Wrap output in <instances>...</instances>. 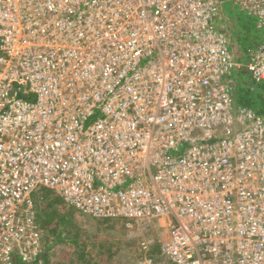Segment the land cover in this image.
Masks as SVG:
<instances>
[{
    "label": "built area",
    "instance_id": "1",
    "mask_svg": "<svg viewBox=\"0 0 264 264\" xmlns=\"http://www.w3.org/2000/svg\"><path fill=\"white\" fill-rule=\"evenodd\" d=\"M230 1L263 31L245 63L220 0H0V264L42 251V188L123 220L136 264H264V117L235 96L264 0Z\"/></svg>",
    "mask_w": 264,
    "mask_h": 264
},
{
    "label": "trees",
    "instance_id": "2",
    "mask_svg": "<svg viewBox=\"0 0 264 264\" xmlns=\"http://www.w3.org/2000/svg\"><path fill=\"white\" fill-rule=\"evenodd\" d=\"M221 1V4L223 5V1ZM235 6H238L235 4ZM223 7V6H222ZM222 7L220 10H222ZM219 18H215L217 21ZM220 19H222V16H220ZM219 19V20H220ZM235 23L229 21V26H234ZM257 31L256 37H247V34L244 33L243 35L238 36L239 44L236 42L234 44L235 51L240 55V59L243 57H247V53L249 54L252 49L256 47L257 44L262 40L263 31L260 28H257V24L255 23ZM261 36V39L259 38ZM237 38V36H236ZM245 46V49L242 47ZM242 50V51H240ZM244 50V51H243ZM246 69L240 70L236 73V78L238 79L235 96L237 98V104L239 106H248L253 108L257 113L262 115L264 117V81L262 82H255L252 78L249 77V80H245L244 72ZM248 73V72H247ZM253 81L260 86V89L256 92L257 95V102L259 104L254 103L252 104V101L248 99L245 95V91L247 88H249L247 85L248 83ZM247 93V91H246ZM50 191H45V197L47 198V204L44 205V202L42 200V209H41V218L40 225L44 228V235L42 239V251L37 254V257L34 261H32V264H35L38 262L39 259H42V261L45 264H60L62 263V259L64 257V254H67V258H69V261H71L69 264L75 263V254L77 255V258H84L88 264H105L106 261H108L109 255H112V253L107 249L106 245L104 244V241L100 243L99 252L95 255H90L91 257L86 258V253L90 251L91 249H94V247L90 248L89 244H80L78 241V234L74 233L72 235V231H67L66 228H63L62 225L67 222V220L70 217V213H77L81 215V212L78 211L73 206L67 204L64 202V209H66L65 212L59 213V211H54L57 208H59L62 205L63 199L59 197L56 193L55 195H50ZM56 208V209H53ZM43 213H45V216H43ZM59 213V214H58ZM119 221L121 222L122 226H124V222L121 219H113V221ZM112 221V220H109ZM72 235V236H71ZM108 242V241H107ZM74 245L75 247H70V245ZM64 244H67L68 246H65ZM139 246V245H138ZM57 249V250H56ZM155 249H158L157 247ZM139 250V248H138ZM109 251V252H108ZM55 255V257H53ZM76 258V259H77ZM138 259H135V262ZM54 261V262H53ZM13 262L14 264H28L25 262L24 256L21 252L18 250H15L13 253ZM130 262V261H129ZM31 264V262H30ZM120 264H130L128 263V260L120 261ZM134 264V263H133Z\"/></svg>",
    "mask_w": 264,
    "mask_h": 264
},
{
    "label": "rangeland",
    "instance_id": "3",
    "mask_svg": "<svg viewBox=\"0 0 264 264\" xmlns=\"http://www.w3.org/2000/svg\"><path fill=\"white\" fill-rule=\"evenodd\" d=\"M223 7L220 10V16L222 19L216 21L217 26H222L225 29H228L232 32L233 45L237 42L239 44L238 36L243 35L244 33L247 34V37H256L257 30L255 23L256 19L250 16L247 12L242 10L239 6H235V4L230 0H222ZM229 21L235 23L234 26H229ZM260 32V31H259ZM237 36V38H236ZM261 39V36L259 37ZM244 46V45H243ZM245 49V46L242 47ZM242 51V50H240ZM244 51V50H243ZM241 61L245 63L247 61V57L241 58ZM247 71L244 72L245 80L248 79ZM250 76V75H249ZM236 78V77H235ZM238 82V79L236 78ZM249 88L246 89L245 95L248 99L252 101V104L257 103V95L256 92L260 89V86L256 84L254 81H250L247 85ZM45 191H50V195H55L54 191L42 188V200L44 205L47 204V198L45 197ZM64 200L62 205L54 211H59V213L64 214L63 212L66 211L64 209ZM58 213V214H59ZM70 217L66 223L62 225L63 228H66L67 231H72V235L74 233L78 234L75 237H78V241L80 244H89L91 249L86 253V258L91 257L90 255H95L99 252L100 243L104 241V244L107 246L106 248L112 253V255L107 256L108 261L105 264H120V261L128 260L130 264H136L135 259L137 255H139V246L138 241L134 238H130L127 235L126 228L122 226L121 222L116 221L113 219H102V218H95L90 216L79 215L77 213H70ZM45 216V213H43ZM40 217L42 218V214L40 213ZM39 218V221H41ZM112 220V221H109ZM71 235V236H72ZM108 241V242H107ZM65 246L70 245L68 243L64 244ZM70 247H75L74 245H70ZM57 250V249H56ZM108 251V252H109ZM55 257V255H53ZM75 254V263L74 264H88L84 258H77ZM130 261V262H129ZM54 262V261H53ZM60 264H69V258H67V254H64V257ZM54 264V263H52Z\"/></svg>",
    "mask_w": 264,
    "mask_h": 264
},
{
    "label": "clouds",
    "instance_id": "4",
    "mask_svg": "<svg viewBox=\"0 0 264 264\" xmlns=\"http://www.w3.org/2000/svg\"><path fill=\"white\" fill-rule=\"evenodd\" d=\"M220 16V15H219ZM218 16V17H219ZM217 17V18H218ZM215 24H216V20H215ZM217 25V24H216ZM218 28H220L221 30H223L224 32H226L227 34H229L230 35V37H231V39H233V35H232V32H230L228 29H225L224 27H222V26H217ZM233 47H234V45H233ZM235 48V47H234ZM239 55V54H238ZM249 74V73H248ZM250 77V76H249Z\"/></svg>",
    "mask_w": 264,
    "mask_h": 264
}]
</instances>
